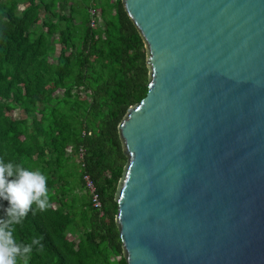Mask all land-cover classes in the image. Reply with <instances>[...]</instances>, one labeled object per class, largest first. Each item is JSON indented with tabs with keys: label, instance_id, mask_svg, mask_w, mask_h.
I'll return each mask as SVG.
<instances>
[{
	"label": "water",
	"instance_id": "water-1",
	"mask_svg": "<svg viewBox=\"0 0 264 264\" xmlns=\"http://www.w3.org/2000/svg\"><path fill=\"white\" fill-rule=\"evenodd\" d=\"M151 83L120 126L128 264H264V0H125Z\"/></svg>",
	"mask_w": 264,
	"mask_h": 264
},
{
	"label": "trees",
	"instance_id": "trees-1",
	"mask_svg": "<svg viewBox=\"0 0 264 264\" xmlns=\"http://www.w3.org/2000/svg\"><path fill=\"white\" fill-rule=\"evenodd\" d=\"M124 1L0 0V159L39 170L50 190L47 211L16 226L18 243L42 239L27 264H128L117 224L129 162L120 126L148 95L151 69ZM7 206L0 199V218Z\"/></svg>",
	"mask_w": 264,
	"mask_h": 264
},
{
	"label": "clouds",
	"instance_id": "clouds-1",
	"mask_svg": "<svg viewBox=\"0 0 264 264\" xmlns=\"http://www.w3.org/2000/svg\"><path fill=\"white\" fill-rule=\"evenodd\" d=\"M0 199L8 202L5 218H0V264H20L22 260L27 264L34 248L42 251V239L33 236L27 244L18 243L16 226L23 223L29 211L42 213L51 206L47 177L39 170L0 159Z\"/></svg>",
	"mask_w": 264,
	"mask_h": 264
},
{
	"label": "built area",
	"instance_id": "built-area-1",
	"mask_svg": "<svg viewBox=\"0 0 264 264\" xmlns=\"http://www.w3.org/2000/svg\"><path fill=\"white\" fill-rule=\"evenodd\" d=\"M92 14V20L90 21V28L94 29L96 27V17L94 16V12H90ZM84 155H85V149L84 148H80L79 153H78V158L81 161L82 165H84ZM85 183H86V187L89 190V192L93 195V208L94 210L99 212V217H103V212H102V203L99 200L98 195L95 192V187L93 185V181L91 180L90 176H85Z\"/></svg>",
	"mask_w": 264,
	"mask_h": 264
},
{
	"label": "rangeland",
	"instance_id": "rangeland-1",
	"mask_svg": "<svg viewBox=\"0 0 264 264\" xmlns=\"http://www.w3.org/2000/svg\"><path fill=\"white\" fill-rule=\"evenodd\" d=\"M59 52H60V47H59V45H57L55 56H58ZM16 116H18V118H27L28 117L26 111L23 108H19L18 110H16Z\"/></svg>",
	"mask_w": 264,
	"mask_h": 264
}]
</instances>
